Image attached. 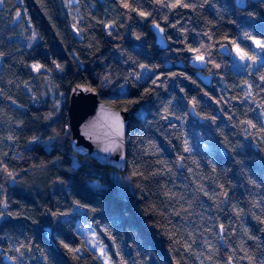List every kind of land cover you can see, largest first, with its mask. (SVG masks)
Masks as SVG:
<instances>
[{
    "label": "trees",
    "instance_id": "1",
    "mask_svg": "<svg viewBox=\"0 0 264 264\" xmlns=\"http://www.w3.org/2000/svg\"><path fill=\"white\" fill-rule=\"evenodd\" d=\"M256 40L264 0H1L0 264H264V60L217 53ZM76 84L132 113L123 171L71 147Z\"/></svg>",
    "mask_w": 264,
    "mask_h": 264
},
{
    "label": "water",
    "instance_id": "2",
    "mask_svg": "<svg viewBox=\"0 0 264 264\" xmlns=\"http://www.w3.org/2000/svg\"><path fill=\"white\" fill-rule=\"evenodd\" d=\"M238 9H244L248 0H233ZM155 37V47L167 50L164 28L156 23L150 25ZM217 53L229 58L231 49L228 44L221 45ZM175 67L182 68V61L173 63ZM172 66L167 60L165 68ZM196 67V66H195ZM204 66L196 67L194 75L199 81L211 88L215 79L214 74L202 73ZM67 116L71 147L89 158H93L99 165L114 168L120 171L126 164V131L132 113L126 109H116L99 98L90 87L76 84L68 93ZM190 114L196 118L193 107H189ZM198 120L202 121L200 118Z\"/></svg>",
    "mask_w": 264,
    "mask_h": 264
},
{
    "label": "rangeland",
    "instance_id": "3",
    "mask_svg": "<svg viewBox=\"0 0 264 264\" xmlns=\"http://www.w3.org/2000/svg\"><path fill=\"white\" fill-rule=\"evenodd\" d=\"M19 2L21 0H18ZM1 3V0H0ZM260 41L261 45H264V41ZM256 41L251 42L252 43V50L251 53L253 55H250L248 53H244L243 50H241L238 46H235L232 50V53L230 54L231 59V66L232 68L237 69V71H247V70H254L258 67L259 63H261L264 60V47L258 46ZM239 49V52L237 51ZM243 54V57H242ZM197 56L202 57V59H197ZM206 56L203 55H194V57L191 60L192 67H195V64L198 63L197 60L203 61V66L205 67V60ZM196 68V67H195ZM149 73L143 69V67H140V71L138 74L133 73L132 77L134 80L139 82L141 79H144L146 75ZM75 230L79 235L84 239V243L86 246L96 254H98L100 259H103L105 255V247L102 243H100L97 234L94 232V230L91 228V226L83 223H79V220L75 221ZM77 252L79 254L82 253V250L79 248L77 249Z\"/></svg>",
    "mask_w": 264,
    "mask_h": 264
},
{
    "label": "snow or ice",
    "instance_id": "4",
    "mask_svg": "<svg viewBox=\"0 0 264 264\" xmlns=\"http://www.w3.org/2000/svg\"><path fill=\"white\" fill-rule=\"evenodd\" d=\"M177 3H179V0H177ZM175 6H176L175 4L172 5V7H175ZM186 6H187V5H185V7H186ZM125 7H127V5H125ZM141 15H144V13H141ZM256 43H257L258 46L264 47V45H261V44H260V41H256ZM237 51L239 52V49H237ZM242 57H243V54H242ZM197 59H202V57L197 56ZM34 67H35V68H38L39 65H35Z\"/></svg>",
    "mask_w": 264,
    "mask_h": 264
},
{
    "label": "bare ground",
    "instance_id": "5",
    "mask_svg": "<svg viewBox=\"0 0 264 264\" xmlns=\"http://www.w3.org/2000/svg\"><path fill=\"white\" fill-rule=\"evenodd\" d=\"M198 63L195 64L196 67H201L203 65V61L197 60Z\"/></svg>",
    "mask_w": 264,
    "mask_h": 264
}]
</instances>
